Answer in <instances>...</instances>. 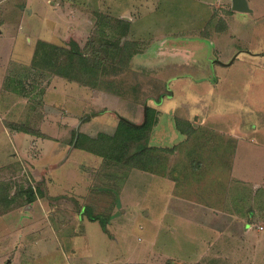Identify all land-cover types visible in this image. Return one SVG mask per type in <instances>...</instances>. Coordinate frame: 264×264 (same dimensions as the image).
I'll return each instance as SVG.
<instances>
[{
	"label": "rangeland",
	"instance_id": "rangeland-1",
	"mask_svg": "<svg viewBox=\"0 0 264 264\" xmlns=\"http://www.w3.org/2000/svg\"><path fill=\"white\" fill-rule=\"evenodd\" d=\"M247 1L251 12L233 0H0V214L6 194L13 209L0 260L21 243L22 264H68L73 251L88 264H264V0ZM34 38L75 40L89 58L80 82L53 72L67 57L57 48L35 57ZM31 54L25 70L9 66ZM146 106L159 119L146 143L176 148L154 152L152 171L71 143L78 130L113 133L121 116L141 123ZM71 171L82 176L67 184ZM76 211L106 231L86 219L72 237L44 216ZM38 228L48 241L27 236Z\"/></svg>",
	"mask_w": 264,
	"mask_h": 264
},
{
	"label": "trees",
	"instance_id": "trees-1",
	"mask_svg": "<svg viewBox=\"0 0 264 264\" xmlns=\"http://www.w3.org/2000/svg\"><path fill=\"white\" fill-rule=\"evenodd\" d=\"M118 22L121 25L130 24L128 21L122 19H119ZM131 43L133 42L126 41L124 44H122L121 49L126 50V47ZM43 46L57 48V52H62L61 56H67L65 60L61 61L64 63L60 62V64L57 65L59 67L53 71L55 74L67 79L69 78L73 81L75 80L80 82V80H78L80 78L76 76L75 71L80 72L82 69H86V65L88 64L89 58L87 59L88 56L83 53L81 47L75 40L69 41V48L52 45L51 43H48L46 41L39 40L34 52L35 57L41 51V48ZM56 55L57 54L55 53L53 56L55 57V61L58 60L57 63H59V58L61 56H58L57 58ZM53 66L54 63H52V61L50 60V63L47 64L46 67L50 69L53 68ZM22 70H25V68ZM88 85L93 86L90 83H88ZM94 87H97V85H94ZM170 94L172 95L173 93L170 92ZM162 96L163 95L160 96L158 103L162 101ZM158 120V111H156V109L152 106H146L144 120L141 123L132 122L127 118L121 116L119 119L118 126L113 131V133L100 132L96 136H91L78 130L74 134L71 143L74 145L75 148L86 150L90 153L104 158L106 161L113 162L115 164L122 163L124 164L123 166L128 167L129 169L152 171V169L154 168L153 166L161 160L160 157L154 152L159 150L173 152L176 149L175 147L163 148L161 146L159 148L157 146L149 145L146 143V141H149L150 132L153 130L154 126L157 125ZM174 121L176 129L182 134L185 135L191 132L192 124L189 120H184L182 118L177 117L174 118ZM6 125L9 126V129L13 128L8 123ZM19 127L20 128L15 129L34 135L39 134L35 130H30L26 128L24 125ZM36 197L37 196L34 195V191L31 190V192H29L30 203L34 202L36 200ZM1 200L3 204L6 205L5 208L7 209L4 208V212L0 215L13 210L9 208L10 203L8 202L9 197L7 194L6 196L4 195ZM89 217L91 221H100L103 225L104 230L106 231V219H97L93 216Z\"/></svg>",
	"mask_w": 264,
	"mask_h": 264
},
{
	"label": "crops",
	"instance_id": "crops-1",
	"mask_svg": "<svg viewBox=\"0 0 264 264\" xmlns=\"http://www.w3.org/2000/svg\"><path fill=\"white\" fill-rule=\"evenodd\" d=\"M2 32V30H0V33ZM29 39H30V42L32 43V38L31 37H28V41H29ZM39 39H42V38H39ZM39 39L38 38H34V46L35 45H37V43H38V41H39ZM29 42V43H30ZM33 46V47H34ZM35 48V47H34ZM17 49V48H16ZM16 49H14V51L12 52V54L14 55L15 54V56H17V54L19 53V52H21V51H16ZM34 50V49H33ZM2 56H4V55H2ZM15 56H13V58L15 57ZM25 57L26 56H24V57H22V58H19V57H15L14 58V60H12L11 58H10V61L12 60V62L16 65V66H14V65H12V64H9V66H11V67H21L22 65L24 66V68H26L27 67V65L29 66V65H31L32 64V59H33V54H31V55H27V57L29 58V60L28 61H23V59H25ZM19 62H22L23 64L22 65H19L18 63ZM231 63H229V65H230ZM8 65H6V67L4 68V70H3V72H2V75L1 76H5V74L4 73H8V67H9ZM172 119V118H171ZM174 124H175V121H174V119H172L171 120ZM176 128V127H175ZM177 132H179L178 130H177ZM181 133V132H180ZM89 135H91V134H89ZM91 136H94V135H91ZM71 142H72V140H71ZM76 149H78V148H76ZM85 152H88V151H86V150H84ZM88 153H90V152H88ZM90 154H93V153H90ZM98 156V155H97ZM100 157V156H99ZM102 158V157H101ZM102 160L103 161H105V159L104 158H102ZM104 164H105V162H104ZM133 171H135V169L133 170ZM137 171V170H136ZM110 173V172H109ZM143 174L144 173H146V172H142ZM89 174H91V173H89ZM89 174H85V175H87V178H89ZM105 175H108V174H106V173H104ZM71 175L72 176H68L67 177V184H69V183H71V181L73 180V181H75V182H78V181H76V177H80V176H82V173H77L76 172V174L75 173H73V171H71ZM113 179H114V177H115V175L114 174H109ZM139 175V174H138ZM84 176V175H83ZM115 180H116V177H115ZM167 182H170L171 183V185L173 186V181L171 180V179H167ZM81 184H82V189L81 190H83V189H85V186H84V180H81ZM122 195V194H121ZM42 196H45V195H43L42 194ZM41 202H42V200H40ZM114 202H118L119 203V200H118V198L116 197L115 199H114ZM120 202L122 203V201H121V196H120ZM33 203V202H32ZM12 211H10L9 213H11ZM8 213V214H9ZM8 214H2V215H0V220H2V219H5V217L8 215ZM44 216H46L48 219H49V221H51V224H52V226H54V224H53V222L54 221H57L58 223H59V225L55 228L56 229V232L58 233V231H60V232H63V234H65V235H67V233H73V235H72V237H74V236H76V235H79L80 233H81V235H85V228H84V225H82L83 223H82V221H86V219H89V220H91L90 219V217L89 216H86V215H82L81 214V212H77L76 211V214H74L73 216H70L68 219L69 220H66V221H64V220H60L59 219V217L58 218H56L54 215H44ZM98 221V220H97ZM55 223V222H54ZM66 223H72V228H74V232H72L71 230H68L69 229V227L67 228L66 227ZM2 224H0V228H2ZM41 226V225H40ZM67 226H69V225H67ZM77 227H80V229L79 228H77ZM75 228H76V230H75ZM80 230V231H79ZM78 232H80V233H78ZM4 232H2V233H0V235H2ZM11 234H12V232H11ZM12 236V235H11ZM27 236H31V240L32 241H34V240H36V238H40V239H43L44 241H48L47 239H48V236H47V233L45 232V230H43L42 228H38L36 231H34L32 234H29V235H27ZM56 238H58V236L57 235H54ZM22 237H23V235H22ZM9 238H10V236H8L7 237V239L8 240H6V239H4V237H3V239H4V242H9ZM18 245H16V247H12V249H13V251H12V253L10 254V255H13V258L11 259V261L10 262H8V263H6V261H7V258L5 259H3V260H0V264H22V261L20 260V259H16V256L17 257H22V256H20L19 254H17V249H20V250H23L24 248L21 246V243H17ZM39 244L40 245H44L45 247H46V249H47V244L46 243H43L42 241H40L39 242ZM5 245V244H4ZM4 245H1L2 247L0 248V251H1V249H4L5 250V247H4ZM32 246V245H31ZM59 246V245H58ZM59 249H62V247H58ZM63 250V249H62ZM45 250H43L42 252H44ZM76 253V255H75V258L76 259H71L70 257H67V259H68V264H88L87 262H84L82 259H81V261L79 260V257H77V256H79L78 255V253L76 252V251H73V253ZM45 255H47V254H49V252H47V253H44ZM10 255H6L7 257H9ZM71 257H73V256H71ZM61 264H63V263H61ZM66 264V263H65Z\"/></svg>",
	"mask_w": 264,
	"mask_h": 264
},
{
	"label": "water",
	"instance_id": "water-1",
	"mask_svg": "<svg viewBox=\"0 0 264 264\" xmlns=\"http://www.w3.org/2000/svg\"><path fill=\"white\" fill-rule=\"evenodd\" d=\"M233 9L241 12L252 11V8L249 7L247 0H233Z\"/></svg>",
	"mask_w": 264,
	"mask_h": 264
}]
</instances>
